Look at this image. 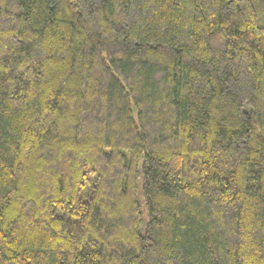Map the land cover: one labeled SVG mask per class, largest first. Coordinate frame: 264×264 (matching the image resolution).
Returning <instances> with one entry per match:
<instances>
[{"label":"trees","instance_id":"1","mask_svg":"<svg viewBox=\"0 0 264 264\" xmlns=\"http://www.w3.org/2000/svg\"><path fill=\"white\" fill-rule=\"evenodd\" d=\"M0 264H264V0H0Z\"/></svg>","mask_w":264,"mask_h":264},{"label":"rangeland","instance_id":"2","mask_svg":"<svg viewBox=\"0 0 264 264\" xmlns=\"http://www.w3.org/2000/svg\"><path fill=\"white\" fill-rule=\"evenodd\" d=\"M141 183V182H140Z\"/></svg>","mask_w":264,"mask_h":264}]
</instances>
